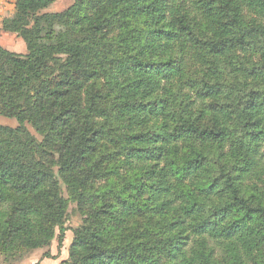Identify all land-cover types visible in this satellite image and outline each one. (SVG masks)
Listing matches in <instances>:
<instances>
[{
	"label": "trees",
	"instance_id": "obj_1",
	"mask_svg": "<svg viewBox=\"0 0 264 264\" xmlns=\"http://www.w3.org/2000/svg\"><path fill=\"white\" fill-rule=\"evenodd\" d=\"M13 2L0 260L73 202L59 264H264V0Z\"/></svg>",
	"mask_w": 264,
	"mask_h": 264
},
{
	"label": "rangeland",
	"instance_id": "obj_2",
	"mask_svg": "<svg viewBox=\"0 0 264 264\" xmlns=\"http://www.w3.org/2000/svg\"><path fill=\"white\" fill-rule=\"evenodd\" d=\"M13 0H0V46L4 49L18 54H26V48L23 41L14 34L6 33L1 29V21L5 17H10L14 10ZM73 4V0H56L46 11L47 12H63ZM10 15V16H9ZM0 125L16 127L14 119H7L0 116ZM63 196L69 199L67 190L63 187ZM81 224L80 217L75 212V204L70 202L68 215L64 224V238L59 243V229H55L54 239L50 246L35 250L29 253H18L13 257H1L0 264H59L67 259L68 248L72 241V230Z\"/></svg>",
	"mask_w": 264,
	"mask_h": 264
},
{
	"label": "crops",
	"instance_id": "obj_3",
	"mask_svg": "<svg viewBox=\"0 0 264 264\" xmlns=\"http://www.w3.org/2000/svg\"><path fill=\"white\" fill-rule=\"evenodd\" d=\"M13 3V6H14V2H12ZM14 8V7H13ZM11 15L13 14V11L10 13ZM10 16V15H9ZM5 18H7V17H5Z\"/></svg>",
	"mask_w": 264,
	"mask_h": 264
}]
</instances>
